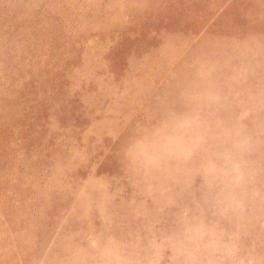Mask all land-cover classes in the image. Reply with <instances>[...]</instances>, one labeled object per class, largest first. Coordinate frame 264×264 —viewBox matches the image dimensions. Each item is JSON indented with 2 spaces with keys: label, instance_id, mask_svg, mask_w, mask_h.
<instances>
[{
  "label": "rangeland",
  "instance_id": "374dc122",
  "mask_svg": "<svg viewBox=\"0 0 264 264\" xmlns=\"http://www.w3.org/2000/svg\"><path fill=\"white\" fill-rule=\"evenodd\" d=\"M0 264H264V0H0Z\"/></svg>",
  "mask_w": 264,
  "mask_h": 264
}]
</instances>
